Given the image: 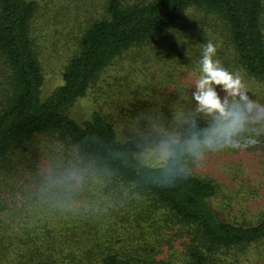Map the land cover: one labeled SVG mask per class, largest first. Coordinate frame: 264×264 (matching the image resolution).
<instances>
[{"label": "rangeland", "instance_id": "rangeland-1", "mask_svg": "<svg viewBox=\"0 0 264 264\" xmlns=\"http://www.w3.org/2000/svg\"><path fill=\"white\" fill-rule=\"evenodd\" d=\"M34 1L37 13L31 37L44 75L40 99L45 101L61 85V74L77 51L80 36L89 24L101 18L106 0ZM121 1L127 5L139 0ZM261 2L264 31V0ZM198 22L204 32L219 35V30L212 27L216 22L212 16L191 10L180 22L189 29V40L195 39L192 33ZM173 34L171 30L156 43L131 49L116 59L98 75L86 97L67 111L78 122L98 111L113 125L118 141L142 136L148 148L137 158L149 166L162 164L158 145L167 135L183 137L185 127L193 120L207 123L195 113L192 99L202 54L188 53L185 63L175 56L165 57L162 43ZM220 51L215 58L230 72H239L249 97L264 105V78H250L237 69L229 47ZM242 139L247 142V137ZM256 142L260 147L247 151L241 147L210 153L201 166L183 157L185 169L216 185L211 206L223 221L254 224L264 214V135ZM26 144L25 152L13 151L0 163V264H31L30 251L64 237L84 240L87 245L100 243L101 253L111 248L121 258L150 255L157 262L184 263L181 225L161 222L142 232V221L134 216L141 206L133 205L131 191L115 180L116 185L109 188L115 197L108 195L104 181L91 178L89 169H83V181L72 190L50 187L49 177L77 169L76 165L63 155L64 147L55 139L40 136ZM118 187L127 193L120 194ZM127 194L131 202L124 197ZM110 203L116 215H112L113 207L107 208ZM107 222L116 224L115 232H105ZM256 252L255 246L243 253L230 251L223 264H264V254L257 256Z\"/></svg>", "mask_w": 264, "mask_h": 264}, {"label": "trees", "instance_id": "trees-1", "mask_svg": "<svg viewBox=\"0 0 264 264\" xmlns=\"http://www.w3.org/2000/svg\"><path fill=\"white\" fill-rule=\"evenodd\" d=\"M191 10L212 16L216 21L212 27L219 35L204 32L198 22L192 33L195 39L189 40V29L180 22ZM36 13L34 0H0V163L13 151L25 152L26 143L36 137H50L62 144L63 155L77 170L89 169L91 178L104 181L108 195L115 180L131 191L133 205L141 206L134 216L141 219L142 232L161 222L181 225L185 237L183 264H223L230 251L243 253L252 246L257 256L264 254V214L254 224L221 220L211 206L216 185L194 174L183 178L179 171L185 169L183 157L166 179L162 164L149 166L137 158L148 148L142 136L118 141L113 125L98 111L81 122L67 113L77 100L86 97L98 75L112 62L131 49L156 43L171 30L174 34L162 43L168 59L175 56L185 63L188 53L200 55L203 44L212 41L216 54L229 47L232 63L248 77L264 78L261 0H139L127 5L121 0H106L101 18L80 36L77 51L61 74V85L45 101L40 99L44 75L31 37ZM155 47L160 51L158 44ZM196 124L206 126L202 121ZM188 131L186 126L183 136ZM120 190V194L126 192ZM124 197L131 202L128 194ZM111 207V203L107 205ZM116 214L113 207L112 215ZM105 226V232L117 229L115 223ZM47 242L30 251L29 263L171 264L157 262L150 255L121 258L111 248L101 253L100 243L87 245L76 238ZM147 250L150 252V246Z\"/></svg>", "mask_w": 264, "mask_h": 264}, {"label": "clouds", "instance_id": "clouds-1", "mask_svg": "<svg viewBox=\"0 0 264 264\" xmlns=\"http://www.w3.org/2000/svg\"><path fill=\"white\" fill-rule=\"evenodd\" d=\"M216 53L217 47L212 41L203 44L199 76L192 92L194 111L206 120V126L201 128L193 120L185 136L170 134L158 145L166 179L176 171L181 157H189L201 166L210 153L260 147L256 141L264 135V105L249 97L243 76L226 69L215 58ZM244 137L247 142L243 141ZM179 171L183 178L191 174L182 167ZM83 179V170L69 168L49 177L48 184L55 189L72 190Z\"/></svg>", "mask_w": 264, "mask_h": 264}]
</instances>
